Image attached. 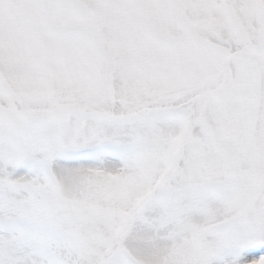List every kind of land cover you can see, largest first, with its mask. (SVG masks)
<instances>
[{
    "label": "snow or ice",
    "instance_id": "snow-or-ice-1",
    "mask_svg": "<svg viewBox=\"0 0 264 264\" xmlns=\"http://www.w3.org/2000/svg\"><path fill=\"white\" fill-rule=\"evenodd\" d=\"M0 264H264V0H0Z\"/></svg>",
    "mask_w": 264,
    "mask_h": 264
}]
</instances>
